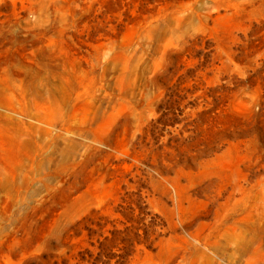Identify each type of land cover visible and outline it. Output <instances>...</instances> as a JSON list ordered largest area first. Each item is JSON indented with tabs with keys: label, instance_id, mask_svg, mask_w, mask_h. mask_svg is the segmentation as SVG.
<instances>
[{
	"label": "rangeland",
	"instance_id": "rangeland-1",
	"mask_svg": "<svg viewBox=\"0 0 264 264\" xmlns=\"http://www.w3.org/2000/svg\"><path fill=\"white\" fill-rule=\"evenodd\" d=\"M0 264H264V0H0Z\"/></svg>",
	"mask_w": 264,
	"mask_h": 264
}]
</instances>
